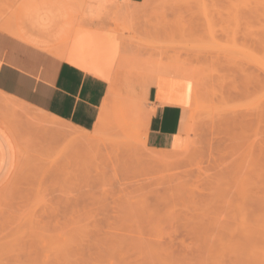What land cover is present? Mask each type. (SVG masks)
<instances>
[{"label": "rangeland", "instance_id": "obj_1", "mask_svg": "<svg viewBox=\"0 0 264 264\" xmlns=\"http://www.w3.org/2000/svg\"><path fill=\"white\" fill-rule=\"evenodd\" d=\"M14 1L0 0V24L38 30ZM162 2L106 36L109 70L128 55L191 71L189 146H146L141 94H118L92 130L0 108L16 151L0 264H264V0H181L177 14Z\"/></svg>", "mask_w": 264, "mask_h": 264}, {"label": "crops", "instance_id": "obj_2", "mask_svg": "<svg viewBox=\"0 0 264 264\" xmlns=\"http://www.w3.org/2000/svg\"><path fill=\"white\" fill-rule=\"evenodd\" d=\"M35 1L21 0V9L25 21L38 30L13 25L22 32L19 36L0 28L2 97L92 130L112 104L124 100L118 94H141L146 100V146L173 151L189 146L193 77L168 65L154 69L128 55L109 70L114 52L106 36L127 16V7L135 11L145 0H77L71 6L67 0ZM68 13H73L70 42L61 35L70 23L64 17ZM15 160L11 131L0 121V189L11 179Z\"/></svg>", "mask_w": 264, "mask_h": 264}, {"label": "bare ground", "instance_id": "obj_3", "mask_svg": "<svg viewBox=\"0 0 264 264\" xmlns=\"http://www.w3.org/2000/svg\"><path fill=\"white\" fill-rule=\"evenodd\" d=\"M4 2H5V4H7L8 6L9 5H11L12 3L14 4L15 2H17V1H14V0H3ZM155 0H145V3H146V6L148 7L149 5H151V4H153V2H154ZM179 1V2H178ZM180 1L181 0H163V2L161 3V4H163V5H166V6H168V4H169V8L172 10V12H174V13H179L180 12V8L178 7V6H180V4L178 5V3H180ZM183 5H184V3H183ZM181 7V6H180ZM181 8H184L183 6L181 7ZM164 9V8H163ZM166 9V8H165ZM177 9H178V11H177ZM3 10V9H2ZM147 9L144 7L141 11H146ZM129 11H130V7H127L126 8V12L127 13H129ZM164 14H166V11H163L160 15H164ZM47 15V14H46ZM158 15V14H157ZM168 15V14H167ZM170 15V14H169ZM178 15H180V14H178ZM161 17V16H160ZM164 17V16H163ZM178 17V16H177ZM182 17V16H181ZM172 18V17H171ZM179 18V17H178ZM42 21V23L43 24H47L48 23V19H47V17H43V19L41 20ZM179 21V20H178ZM175 22V21H174ZM160 23H161V21H160ZM162 24V23H161ZM167 24H168V22H167ZM166 24V25H167ZM174 24V23H173ZM174 25H176V24H174ZM164 27H166V26H164ZM0 28H2V29H5V30H7V31H9V32H11V33H14V34H16V35H22V32L18 29V28H16V27H14L13 25H10L9 23H4V24H0ZM159 30V29H158ZM49 49H52L51 47L49 48ZM255 57H257V56H255ZM242 60V59H241ZM182 64V63H181ZM244 65V64H243ZM168 66L170 67V68H173L174 69V71L176 72V73H178V74H182V75H187V76H191V77H193V74L191 73V71H189L188 69H186V68H182V67H179V66H177V65H173V64H168ZM243 70V69H242ZM245 76H248L247 74H245ZM249 77V76H248ZM247 78V77H246ZM1 94V93H0ZM246 96H249V95H247V93H246ZM10 99H11V97H10ZM258 103V102H257ZM20 104L16 101V99L14 100V99H11V100H9V99H6V98H4V97H2L1 95H0V107L2 106V107H8V108H10L11 109V113L12 114H19L20 115V113H22V115L23 116H26V118L30 121V122H32L34 125H38V126H43V127H45V126H59L60 124H61V122H59L60 120L57 118V117H53V116H51V115H49V114H43V113H41L40 112V114H38V113H33V112H31L30 110H27V109H21V107L19 106ZM2 109V108H1ZM253 109H254V107H253ZM37 110V109H36ZM251 110V109H250ZM249 110V111H250ZM252 111H254V110H252ZM10 112V111H9ZM43 112V111H42ZM252 114V113H251ZM247 115V114H246ZM250 115V114H249ZM104 116V115H103ZM102 119V116L100 117V119H99V121ZM59 120V121H58ZM259 134V133H258ZM231 251V250H230ZM231 253V252H230Z\"/></svg>", "mask_w": 264, "mask_h": 264}]
</instances>
